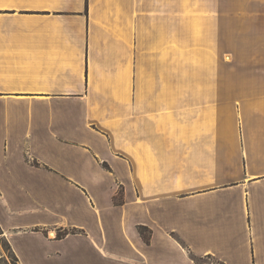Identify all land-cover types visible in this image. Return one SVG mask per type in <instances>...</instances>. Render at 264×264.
<instances>
[{"label":"crops","instance_id":"0c3cea01","mask_svg":"<svg viewBox=\"0 0 264 264\" xmlns=\"http://www.w3.org/2000/svg\"><path fill=\"white\" fill-rule=\"evenodd\" d=\"M234 7L218 9L239 24L237 121L223 107L199 126L198 97L145 79L152 23L182 0H0V229L18 264H264V0Z\"/></svg>","mask_w":264,"mask_h":264},{"label":"rangeland","instance_id":"374dc122","mask_svg":"<svg viewBox=\"0 0 264 264\" xmlns=\"http://www.w3.org/2000/svg\"><path fill=\"white\" fill-rule=\"evenodd\" d=\"M226 1L236 7L231 13H237V0ZM223 3L224 0H182L180 21L152 23L162 36L151 40L150 55L145 57L147 66L150 65V71L145 72V79L150 78V94L157 95L163 89L167 95L198 97L199 126L205 122L208 125L209 120L211 125L217 110L223 107L237 121L239 24L237 17H232L235 21L224 20L226 17L218 9ZM105 166L104 169L110 170ZM114 203L122 204L121 187ZM0 246L4 252L0 264H18L1 241ZM202 264L221 263L210 257L203 258Z\"/></svg>","mask_w":264,"mask_h":264},{"label":"trees","instance_id":"16d2710c","mask_svg":"<svg viewBox=\"0 0 264 264\" xmlns=\"http://www.w3.org/2000/svg\"><path fill=\"white\" fill-rule=\"evenodd\" d=\"M103 167H105V168H107L106 166H105V164H103ZM137 231H138V233H139V235H140V237L142 238V240L146 243V244H148L149 243V240H150V236H151V232L147 229V228H145V227H143V226H137ZM69 232H67V231H64L63 233H58L57 234V237H62V236H64V235H67ZM2 233H1V230H0V235H1ZM1 243L4 245V246H6V248L11 252V250H10V246L8 245V243L6 242V240L4 239V238H1ZM12 253V252H11ZM13 255V254H12ZM207 258H210V257H207ZM16 259V258H15ZM191 259L193 260V262L195 263V264H202V260H203V258H200V257H196V256H194V255H191ZM2 262V259H0V263Z\"/></svg>","mask_w":264,"mask_h":264}]
</instances>
